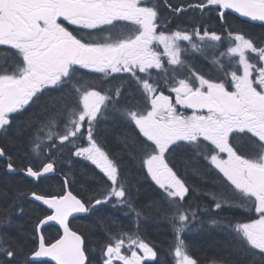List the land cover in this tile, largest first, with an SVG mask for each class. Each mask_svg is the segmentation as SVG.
<instances>
[{
  "label": "snow or ice",
  "instance_id": "snow-or-ice-1",
  "mask_svg": "<svg viewBox=\"0 0 264 264\" xmlns=\"http://www.w3.org/2000/svg\"><path fill=\"white\" fill-rule=\"evenodd\" d=\"M0 264H264V0H0Z\"/></svg>",
  "mask_w": 264,
  "mask_h": 264
},
{
  "label": "trees",
  "instance_id": "trees-1",
  "mask_svg": "<svg viewBox=\"0 0 264 264\" xmlns=\"http://www.w3.org/2000/svg\"><path fill=\"white\" fill-rule=\"evenodd\" d=\"M194 62L202 64L200 59L193 58ZM163 238V233L155 228L154 226H148L146 239L149 241H156L159 242ZM194 243L200 249L201 255L208 254L211 252V248L209 247V243L205 242L202 238L196 237L194 239Z\"/></svg>",
  "mask_w": 264,
  "mask_h": 264
}]
</instances>
